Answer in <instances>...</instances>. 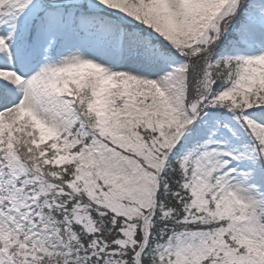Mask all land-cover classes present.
Here are the masks:
<instances>
[{"label":"snow or ice","instance_id":"6c2138e0","mask_svg":"<svg viewBox=\"0 0 264 264\" xmlns=\"http://www.w3.org/2000/svg\"><path fill=\"white\" fill-rule=\"evenodd\" d=\"M0 264H264V0H0Z\"/></svg>","mask_w":264,"mask_h":264}]
</instances>
